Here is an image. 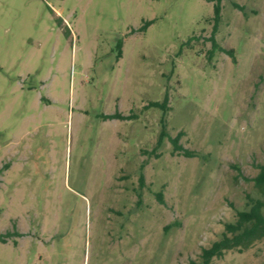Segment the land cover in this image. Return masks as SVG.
<instances>
[{"label": "rangeland", "instance_id": "rangeland-1", "mask_svg": "<svg viewBox=\"0 0 264 264\" xmlns=\"http://www.w3.org/2000/svg\"><path fill=\"white\" fill-rule=\"evenodd\" d=\"M213 4L0 0V264H191L263 199L264 0Z\"/></svg>", "mask_w": 264, "mask_h": 264}, {"label": "trees", "instance_id": "trees-1", "mask_svg": "<svg viewBox=\"0 0 264 264\" xmlns=\"http://www.w3.org/2000/svg\"><path fill=\"white\" fill-rule=\"evenodd\" d=\"M214 1L213 14L216 19L220 11L221 0ZM238 7V5H235ZM149 22H146L148 24ZM117 57L121 56V42L118 41ZM165 101L162 103H155L162 110L165 108ZM105 118H113L114 114L104 115ZM175 152H181L183 155L190 157L192 152L183 148L178 143V138L170 139ZM258 172L255 176L250 178L254 186L263 195L262 198H254L247 196L248 208L245 210H237L234 221L224 224V229L220 237L213 241L210 246L202 248L199 254L198 262L191 264H209L212 258L221 257L227 250L236 249L238 252L249 248L257 240L264 239V163L257 165ZM160 196V194H159ZM1 240V237H0ZM3 241V239H2Z\"/></svg>", "mask_w": 264, "mask_h": 264}]
</instances>
